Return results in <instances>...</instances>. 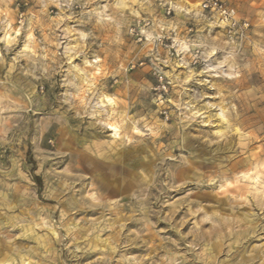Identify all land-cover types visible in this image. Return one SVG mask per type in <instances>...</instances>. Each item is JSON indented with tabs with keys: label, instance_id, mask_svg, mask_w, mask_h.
<instances>
[{
	"label": "clouds",
	"instance_id": "9594fccd",
	"mask_svg": "<svg viewBox=\"0 0 264 264\" xmlns=\"http://www.w3.org/2000/svg\"><path fill=\"white\" fill-rule=\"evenodd\" d=\"M0 264H264V0H0Z\"/></svg>",
	"mask_w": 264,
	"mask_h": 264
}]
</instances>
